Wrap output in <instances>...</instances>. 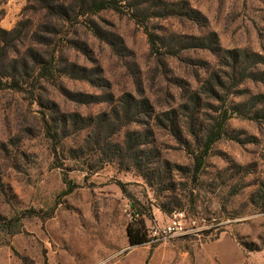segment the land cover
I'll return each instance as SVG.
<instances>
[{"label":"rangeland","instance_id":"374dc122","mask_svg":"<svg viewBox=\"0 0 264 264\" xmlns=\"http://www.w3.org/2000/svg\"><path fill=\"white\" fill-rule=\"evenodd\" d=\"M115 1L118 11L89 14L78 0H0L4 62L33 52L58 70L42 79L30 64L27 91L0 90V264H264V81L238 83L231 69L240 56L264 73L255 60H264V0ZM79 95L99 99L84 104ZM135 100L138 121L114 117L124 105L135 113ZM225 109V135L195 171L201 145L190 127L201 138ZM71 113L106 118L50 141L44 123ZM129 132L146 135L138 160L107 161L108 146L95 141L125 155ZM134 208L147 234L178 211L212 232L129 246ZM25 211L32 215L15 233L3 230Z\"/></svg>","mask_w":264,"mask_h":264},{"label":"trees","instance_id":"16d2710c","mask_svg":"<svg viewBox=\"0 0 264 264\" xmlns=\"http://www.w3.org/2000/svg\"><path fill=\"white\" fill-rule=\"evenodd\" d=\"M80 8L83 9L84 13H89V14H95L103 10H114L118 11V2L115 0H78ZM23 31V30H22ZM19 31L18 33V39L19 37L23 36V32ZM12 32H17V30H14ZM22 33V35H21ZM1 34L4 35L6 34L5 31H0V41H4L3 37H1ZM20 37V38H21ZM148 37L150 39V42L154 45L153 42V36L151 34H148ZM17 40V39H16ZM262 60L260 57L255 56V60ZM8 58V51H7V46H0V90L2 89H15L17 91H27V87H30L31 84L30 78H31V73L32 70L30 69L29 65H34L40 67L41 70V78H51L53 76L54 72H58V70L54 69V59L53 57L50 58V60H46L44 58L39 57L35 53H29L28 55L24 54L20 58H11L10 61L7 63L4 62ZM235 62L236 65H232L231 69L236 75V82H241L245 79H252L254 81H259L263 82L264 81V73H255L251 72L248 70L246 67L242 66V60L240 56L235 57ZM64 75L72 76V77H77V75H82L83 77H87L85 74H77L76 72H73L71 70H64L63 72ZM206 86L203 85V88ZM77 99H79V102H82L84 104L86 103H94L96 102L99 98H94L96 96L92 95H79L75 96ZM194 98L198 100L197 95H194ZM256 102H253L254 105L257 103H261V97L256 96L253 98ZM123 102V101H122ZM125 103V102H124ZM127 104V102H126ZM136 104V105H135ZM139 104H142L141 101H136L135 103L132 104L131 110L134 109L135 113L129 114V110L127 107L124 105L122 108L120 107L119 109L113 110L114 112V117L121 119L122 121H125L123 123H129V122H136L137 115H139L138 109L140 106ZM195 105H197V101H195ZM139 106V107H138ZM243 107V105H240ZM239 105L235 107L236 112L241 111ZM135 107V108H134ZM184 107V106H183ZM185 108V107H184ZM123 112V115L118 116V114ZM138 113V114H136ZM190 118L192 117L193 113H195V106L192 105V110L190 111ZM228 111L225 109L221 115L216 117L211 124H209L205 130L204 133L201 135V138H199V135L197 130L193 128V126L190 127L189 131V136L194 137L196 143L201 145V153L200 154H192L193 159L195 162V171H197L200 166L202 165L203 159L205 155L208 153L210 150L211 146L221 139L225 135V123L226 121L230 118V116L227 115ZM263 110L260 108L259 110L255 111L254 115L251 116L252 118H255L259 115H262ZM172 114L170 117L168 114H166V119L170 122V127L172 129L174 128L175 121L174 119L178 117V115L174 114V111L170 112ZM127 117V118H125ZM248 117L249 116H245ZM106 118L105 115H97L96 119L98 121L92 122L91 118L85 117L81 118L79 115L71 113L67 115H61L56 119H50V124L48 122L44 123V131L46 132L47 137L50 139V141H54L57 138V131L61 129H66L68 127H74V129L78 130H86L90 127H93L92 129H96L97 126L99 125V122L104 120ZM158 121V116L154 117ZM264 118V117H262ZM177 127V126H176ZM181 133L178 132L177 135L179 136L180 142L183 143L186 146V149L189 148V143L180 135ZM89 135V132L88 134ZM146 135L144 136L141 133L138 132H129L126 134V140H125V145H126V151L129 156H126L127 154H122V149L120 146L117 144H113L112 142H108L103 138L101 141H95V143H106L108 146L107 148V156L106 160L107 161H112L115 159H124L125 157H129L128 159H134L135 161L138 160L139 154L141 153L140 151V146L145 144V138ZM134 142V143H133ZM136 153V154H134ZM192 153V152H191ZM0 191H4V183L0 175ZM161 210L163 212H166L165 208L162 207ZM32 215L30 211H25L22 212L20 215H15L11 219H9L3 228V230L7 233H15L17 231L18 225H20L21 220L28 216ZM144 216V211H140L138 209L132 210V219L133 221L127 224L126 226V238H127V243L129 246H140V245H145L148 242V234L146 230V225L144 222V219L142 218Z\"/></svg>","mask_w":264,"mask_h":264},{"label":"built area","instance_id":"2783aa9c","mask_svg":"<svg viewBox=\"0 0 264 264\" xmlns=\"http://www.w3.org/2000/svg\"><path fill=\"white\" fill-rule=\"evenodd\" d=\"M212 229L204 220L188 218L183 211L174 212L169 221L162 227H152L149 230L148 242L161 243L172 238H191L210 234Z\"/></svg>","mask_w":264,"mask_h":264},{"label":"crops","instance_id":"0c3cea01","mask_svg":"<svg viewBox=\"0 0 264 264\" xmlns=\"http://www.w3.org/2000/svg\"><path fill=\"white\" fill-rule=\"evenodd\" d=\"M199 258H200V256H199ZM198 263H199V261H198Z\"/></svg>","mask_w":264,"mask_h":264}]
</instances>
